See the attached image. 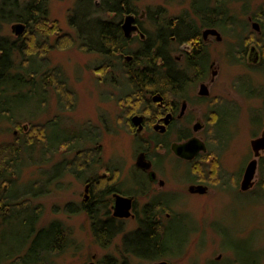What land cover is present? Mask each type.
Wrapping results in <instances>:
<instances>
[{"label":"rangeland","instance_id":"1","mask_svg":"<svg viewBox=\"0 0 264 264\" xmlns=\"http://www.w3.org/2000/svg\"><path fill=\"white\" fill-rule=\"evenodd\" d=\"M27 1L22 0L23 3ZM75 1L48 0V17L57 28L53 31L52 39L61 32L76 33L69 23ZM193 1L195 0H133L131 4L139 10L136 16L141 18L148 31L154 33L157 25H152L153 19L161 18V22L170 20L175 24L181 18L186 21L194 19ZM208 1L212 6L216 2ZM225 3L230 14L237 16V21H227V26L223 29L219 26L222 40L217 41L212 37L209 45L204 47L210 66L205 75V83L208 84L210 93L200 97L198 79L194 87L187 90L188 113L192 119L188 126L193 130L198 118L205 123L204 129L196 134L207 140L208 151L201 153L203 163L197 166V163L181 161L161 148L158 151L161 159L158 177L165 180L163 186L158 181L150 182L142 178L144 174L137 162L140 154L146 155L148 152H141V139H136L122 117L128 101L120 103L115 86L108 79L107 83H103L99 79L100 74L94 70L99 64L97 53L83 51L78 47L77 40L59 43L58 48L48 52L50 65L46 67L44 64V67H60L69 91L75 95V105L74 108L62 109L58 106L56 91L50 89L48 114L39 115L33 121H41L60 113L63 125L69 130L77 131L81 126L87 127L90 124L97 128L101 133V163L119 172L123 191L133 193L138 198L137 211L141 213L143 204L154 196L167 198L169 211L161 216V220L169 223L170 229L165 240L172 250L168 255L152 259L129 252L125 247L124 236L138 227L135 216L124 220L122 230L115 229L107 245L102 246L95 238L91 221L85 212H68L64 208L67 202L79 204L87 192L84 182L67 175L61 178L60 187H55L48 195L39 199L44 207L38 226H48L52 221L60 220L69 237V244L60 252H55L48 264H89L91 261L96 264H111V259L115 264L125 261L127 264H153L159 261H167L168 264H264V168L260 163L261 158H264V150L259 158L254 185L248 190L241 188L245 168L254 157L251 140L259 136L264 128V53L259 46L263 30L259 20L254 17L264 8V0H225ZM1 4L2 0L0 6ZM141 14H144L143 18ZM17 22L19 21L14 19L0 21V36L15 38L13 25ZM254 22L259 23V29L254 27ZM182 34L185 36V32ZM241 38L245 39L243 44ZM187 44L191 45H175L177 50L173 53L181 55L178 48H185ZM253 44L261 52L258 63L248 59L249 49ZM242 47L246 51L243 49L241 53ZM181 61L186 63V60ZM187 67L186 65V69L191 71H187L189 74L194 73V68ZM114 75L117 76L116 73ZM20 102L17 106H20ZM33 106L35 105L26 110L27 106H23V113L32 112ZM212 108L218 112L219 117L213 123H208V113H211ZM216 116L217 114L215 118ZM33 121L23 123H27L29 127ZM3 123L5 124H0L4 125L2 132L0 131V141L12 140L15 136L14 127L8 126L6 121ZM139 133L144 134V131ZM174 135L168 139L170 142L175 140ZM144 136L148 138V133ZM153 152H150L151 157L158 159L159 156ZM62 157L64 155L60 150L48 166ZM212 162L218 175L211 171ZM199 166L204 167L200 172L196 170ZM36 168L35 165L27 166L23 177L35 178L32 176L36 175ZM100 172L108 173V170L101 169ZM194 179H204L209 183L206 193L190 192L189 185Z\"/></svg>","mask_w":264,"mask_h":264},{"label":"trees","instance_id":"2","mask_svg":"<svg viewBox=\"0 0 264 264\" xmlns=\"http://www.w3.org/2000/svg\"><path fill=\"white\" fill-rule=\"evenodd\" d=\"M98 1L76 0L69 16V23L76 33L52 40L57 28L48 17V0H28L25 3L22 0H2L0 21L14 19L24 22L27 30L15 39L0 36V124L6 121L8 126L18 130L12 140L0 141V264H48L55 252L69 244L60 220H54L48 226H38L44 207L39 199L60 187L61 178L67 175L82 182L91 180V192L89 198L79 204H64L65 210L86 212L93 221V234L102 246H106L114 235L111 220L107 217L103 221L99 213L102 205L107 207L106 196L108 198L111 191L116 190L112 178L100 176L103 166L100 131L91 124L81 126L77 131L69 130L63 125L60 113L33 121L41 113L48 114L50 89L56 91L58 106L62 109L75 105V95L69 91L60 67H44V64L46 67L50 65L47 57L50 50L64 41L77 40L83 51L97 53L99 64L94 69L104 73L115 86L120 103L127 100V106L137 107L131 109L132 112L146 106L147 94L152 97L161 93L174 103L177 97L183 96L186 85L206 77L208 72L209 57L205 48L188 56L187 68H194V73L189 74L191 71L186 69L185 75L178 71L179 66L166 53L163 56L164 46L159 47L162 39L155 37L142 42L132 59L125 61L119 51L132 54V50L129 41L123 37L120 19L124 12L135 8L131 4L133 0ZM192 8L196 17L191 21L181 18L178 24L171 23V32L165 35L164 44L171 33L177 36L175 29L179 30L180 36L185 32L186 41L197 35L201 26L218 25L223 29L227 21L234 22L237 18L230 14L225 0H216L213 6L208 0H195ZM110 13L114 16H106ZM254 17L262 25L259 46L264 53V8ZM244 42L245 39L241 38V44ZM160 56L163 63H158ZM19 102L21 104L17 106ZM33 104L32 112L23 113ZM23 106H27L25 110ZM127 114L129 111L125 112L124 119ZM218 117L219 114L213 122ZM28 120L33 122L24 129L22 123ZM3 126L0 125L1 132ZM60 150L64 157L48 166ZM260 163L264 168V158ZM32 165L37 167L36 175L32 176L35 178L25 179L24 170ZM212 167L211 171L218 175L214 163ZM200 169L199 166L196 170L200 172ZM168 203V200L157 198L142 207L138 227L124 236L129 252L146 259L172 252L165 240L169 223L161 220V216L169 211ZM106 215L109 216V212Z\"/></svg>","mask_w":264,"mask_h":264},{"label":"flooded vegetation","instance_id":"3","mask_svg":"<svg viewBox=\"0 0 264 264\" xmlns=\"http://www.w3.org/2000/svg\"><path fill=\"white\" fill-rule=\"evenodd\" d=\"M96 2L98 3L99 1L96 0ZM138 13H139V10L137 7H135L131 11L124 12L121 16V19H120V28H121V31L123 33V37L129 41L130 49L132 50V51H130L132 54L123 53L122 51H119V54L123 55L125 61H129L132 59L133 54L139 51V48H140V45L142 42L144 43V42H147L148 40H152L153 37L161 38L162 43L159 44V47L164 46V49L162 51L163 56H164V53H166L169 59H171L173 62L175 61L177 63V65L179 66L178 71L181 73H185V75H187L186 65H187L188 56L190 54H192L193 52H198V53L202 52L204 47L205 46L207 47L209 45L210 41L212 40V37L216 38L217 41H220L223 38L221 32L218 30V28H219L218 25H206V26H201L199 33L197 35L193 36L190 40H186V41L184 40V39H186V36H183L182 33H181L182 35L180 36L179 35L180 32H178L179 30L175 29L177 36L172 35V33H171V36L168 37L169 39L164 44V38L166 37L165 35L167 33H169V31L171 32V28H172L171 26H172V24H175V23L173 21H170V20H168L169 22L164 21V20H163V22H161L162 21V20H160L161 18L153 19L152 16L150 15L149 18H151V20L153 19L152 25L153 26L157 25L156 30H154L155 32L152 33L150 31H148L147 27L144 26L141 18L136 16V14H138ZM110 14L114 16V13H110ZM128 16H131L132 19H130V21L127 22ZM141 17L143 18L144 14H141ZM19 23L24 24V27L19 32H17L16 29L13 27V29L16 33L15 38H18L19 36H23V34H25V32L27 30V25L24 22L19 21ZM207 29H216L220 33V35H217L216 33H212V32H208L205 34V30H207ZM73 34L74 33H71V32H61L59 34H56V36H54L55 38H53L52 40H55V39L59 38L60 36H63V37L66 35L67 36H69V35L73 36ZM152 34H155V36H153ZM8 37L12 38L11 36H8ZM15 38H13V39H15ZM184 43H191V45L187 44L188 46H186L185 48H184V46L180 49L178 48V51L181 55L174 54L173 52L177 50V48L174 46L179 45V44L182 45ZM132 45H136V46L131 47ZM55 48H58V47L56 46ZM260 57H261V52L258 49V47L255 44L251 45L250 49H249L248 59L250 61H254L255 63L256 62L258 63L260 61ZM181 60H184V62L186 60V63L184 64L183 61H181ZM163 62H164L163 57L160 56L158 63H163ZM211 65H213V64H211ZM209 67L210 66H208V69H209ZM95 71L100 74L99 79L103 83H107V77L105 76V74L100 72V71H97V70H95ZM107 71H109V69H106V72ZM205 78L206 77H202L201 80L199 79V82H200L199 95H201L200 97H202V95H209V93H210L208 84L205 83ZM203 85H205L207 87L206 93L204 91L205 89L203 88ZM192 87H194L193 83H191V85L189 87H188V85H186V87L184 89L185 93L183 94V96L177 97V99L174 103L171 102L170 100H166L161 93H156L152 97H151V95L149 96V98L146 97V100H145V101H147L146 106H142L141 109H137L138 111H133V112L131 111V109L137 108L136 106H125L126 107L125 112L129 111V113H130L125 119V120H127L126 124L129 128L130 132L134 134L136 139H139V140L141 139L140 140L141 142L139 143V147L142 150L141 152H146V153L148 152L146 155L140 154L139 161L137 162L138 167L142 168L143 172L142 171L141 172L145 175V177H144V175L142 174L143 179H146V180L148 179V181H150V182L158 181V183L161 186H163L165 184V180L158 177V175H159L158 164L161 162L158 151L161 148H164L167 152H170L171 154H173L177 159L184 161L186 163H191V164L197 163V166L199 165V163H201V164L203 163L202 162L203 156L201 153L204 151L198 152L191 159H187V158H183V157L177 155L173 151V148H172L173 143H182V142H185L187 140L192 139L193 137H197V138L201 139L202 141H204L206 146H207V151L209 148L207 140H205V138L196 134L197 131L204 129L205 123L200 118H198L196 120V123H194V125L192 127L193 130H191L188 126V124L192 121V119L190 117V113H188L189 97L187 96V90L189 88H192ZM138 102H139V100L136 101V104ZM215 114L218 115V112L214 108H212L211 113H208V123H210V122L213 123V119H215ZM40 115L43 116V113H41ZM136 115L141 116L142 119L138 120V119L134 118ZM122 117H124V115ZM105 121L106 122H104V120H103L105 126L107 127V124H106L107 120L105 119ZM22 127L24 129H27L28 124L23 123ZM263 130H264V128H263ZM263 130H262V132H263ZM14 131H15V134L18 133L17 129H15ZM139 131H141V132L144 131V134L147 132L148 138H145L144 134L139 133ZM262 132H261V134H262ZM172 134H175L174 135L175 140L170 142L168 139L172 136ZM101 146H102V144H101ZM150 152H153V154L158 155L159 158L155 159L153 156L151 157ZM259 158H258V166H259ZM200 167L202 169H204V167H202V166H200ZM102 169L108 170V173H101L100 172V174H101L100 176L112 178V181H114V184L116 187V190H112L110 195L108 196V198L106 196V199H108V202L110 201L109 203H107V207L105 208V206L102 205L100 210H99L100 215L104 219L103 221H105L106 218L108 217L111 220V222L113 223L114 229L119 230V231L122 230L124 220H126L127 218L118 217V216L114 215V210L112 208L113 203H114V194L118 193V194H121L123 196H132L133 197L132 211L134 212V216L137 218V221L139 222L140 212H138L137 208H136L138 206L137 205L138 204V202H137L138 198L135 195H132L133 193H127L126 191H123V189L121 188L122 182H120V180H119L120 174L118 171H113V169H111L107 166H104V165L102 166ZM145 172H147V174ZM207 172H210V170ZM196 180L197 179H194V182L189 185V190H190L191 185H205L207 187L206 191L208 190L209 183L207 181H205L204 179L202 181H196ZM90 181L84 182L86 185V191L87 192H86L83 200L88 199L90 196V192H91ZM138 183L142 184L141 182H138ZM206 191L204 193H206ZM191 193L202 194L200 192H191ZM160 197L161 196H154V197L150 198L147 202H145L143 204V206L145 204L151 202L152 200L160 198ZM161 199L167 200V198H164V197ZM73 203H75V202H73ZM107 212H109V216L106 215ZM85 214L88 216V218L90 219L91 224H92L93 221H92L91 217L86 212H85ZM167 215H169V213H167ZM128 218H130V217H128ZM111 261L113 262V259H111ZM126 262L127 261L123 262L122 264H125Z\"/></svg>","mask_w":264,"mask_h":264},{"label":"water","instance_id":"4","mask_svg":"<svg viewBox=\"0 0 264 264\" xmlns=\"http://www.w3.org/2000/svg\"><path fill=\"white\" fill-rule=\"evenodd\" d=\"M132 19L131 16L127 17V22ZM255 28H260L258 22L253 23ZM17 32L21 31L24 27V24L22 23H15L13 26ZM208 32L216 33L217 35H220V33L216 29H207L205 30V34ZM203 88L205 89V93L207 92L206 86L203 85ZM134 118L140 120L142 119L141 116L136 115ZM251 146L254 151V157L249 161L247 164L245 171H244V177L242 180L241 188L243 190H248L254 185V178L257 172L258 168V158L261 156L262 151L264 150V130L262 134L254 139L251 140ZM173 151L187 159L193 158L198 152L207 151V146L204 141L197 137H193L190 140H187L182 143H173L172 145ZM205 185H191L190 191L191 192H200L204 193L206 191ZM133 197L132 196H123L121 194L115 193L114 194V203H113V210L114 215L118 217H133L134 212L132 211V204H133ZM89 264H96L94 261H91ZM153 264H168L167 261H159L154 262Z\"/></svg>","mask_w":264,"mask_h":264}]
</instances>
